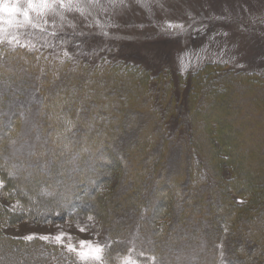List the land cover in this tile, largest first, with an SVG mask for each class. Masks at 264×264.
<instances>
[{
	"label": "trees",
	"instance_id": "trees-1",
	"mask_svg": "<svg viewBox=\"0 0 264 264\" xmlns=\"http://www.w3.org/2000/svg\"><path fill=\"white\" fill-rule=\"evenodd\" d=\"M0 80H21L39 97L2 109L1 94L0 194L12 204L0 199V264H73L55 243L2 228L74 210L98 220L109 248L146 238L168 257L185 237L210 231L213 242L224 238L226 264H264V178H244L230 148L199 131L218 95L264 94V76L208 63L188 76L182 97L166 72L141 64L88 67L13 46L0 47ZM203 128L211 135L218 124ZM206 255L187 264H211Z\"/></svg>",
	"mask_w": 264,
	"mask_h": 264
},
{
	"label": "rangeland",
	"instance_id": "rangeland-1",
	"mask_svg": "<svg viewBox=\"0 0 264 264\" xmlns=\"http://www.w3.org/2000/svg\"><path fill=\"white\" fill-rule=\"evenodd\" d=\"M11 5L21 10L28 7L27 0H6V6ZM64 5L30 11V24H3L0 47L24 46L57 60H81L88 67L104 62L141 64L151 74L166 72L182 97L188 76L208 63L264 76V0H64ZM2 15L8 19L7 13ZM15 19L23 17L17 15ZM24 85L21 80H0V95L4 93L7 102L2 109L39 101L36 91ZM263 101L264 94H252L242 87L220 94L212 110L202 114L199 127L202 136L216 144L220 141V150L230 148L242 176L257 182L264 178ZM210 120L218 124L211 135L203 128ZM210 142L207 144H213ZM20 149L17 144L13 147L17 155H22ZM196 175L201 176V172ZM51 191V186L43 189L44 193ZM0 199L12 204L1 194ZM2 232L19 238H55L63 233L62 243L48 241L67 254L65 245L79 248V241L109 245L98 220L77 210L70 219H20L4 225ZM185 239L168 257L156 256L146 238L125 240L124 246L111 244L105 250L104 264H187L203 259L204 253L211 264H226L224 238L213 242L209 231L195 240L190 235Z\"/></svg>",
	"mask_w": 264,
	"mask_h": 264
},
{
	"label": "snow or ice",
	"instance_id": "snow-or-ice-1",
	"mask_svg": "<svg viewBox=\"0 0 264 264\" xmlns=\"http://www.w3.org/2000/svg\"><path fill=\"white\" fill-rule=\"evenodd\" d=\"M57 3H59L60 7L65 6L64 0H27L28 7L21 10L15 5L6 6V0H0V42L3 41V34L5 33V29L2 26L3 24L6 23L9 26L30 24V11H42L44 9L51 10ZM2 13L8 14L7 20L4 19ZM17 15L22 16L23 20H16L15 17ZM32 26L35 27L36 25L32 24ZM9 43H11V40H9ZM83 230L84 229H81V231ZM23 239L27 241H32L34 239L43 241L55 239L58 243H62L63 233L59 234L55 238L47 236L36 237L35 235H29ZM78 243L79 248L72 244L65 245L70 257H74L73 264H104L105 250L109 247V245H94L91 241H79Z\"/></svg>",
	"mask_w": 264,
	"mask_h": 264
}]
</instances>
